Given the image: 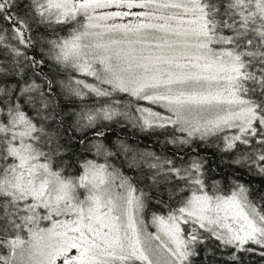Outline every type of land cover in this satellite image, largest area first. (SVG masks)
Segmentation results:
<instances>
[{"label": "snow or ice", "instance_id": "1", "mask_svg": "<svg viewBox=\"0 0 264 264\" xmlns=\"http://www.w3.org/2000/svg\"><path fill=\"white\" fill-rule=\"evenodd\" d=\"M0 264H264V0H0Z\"/></svg>", "mask_w": 264, "mask_h": 264}]
</instances>
